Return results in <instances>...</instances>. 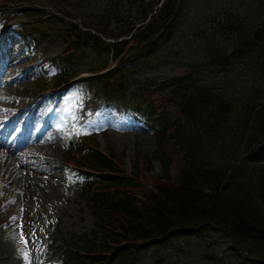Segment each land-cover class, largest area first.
I'll return each instance as SVG.
<instances>
[{
  "label": "rangeland",
  "instance_id": "rangeland-1",
  "mask_svg": "<svg viewBox=\"0 0 264 264\" xmlns=\"http://www.w3.org/2000/svg\"><path fill=\"white\" fill-rule=\"evenodd\" d=\"M21 1H29L45 7L47 11H58L64 16L71 14L82 23L86 21L91 23L97 31L101 28L99 25L101 20L98 16L106 15L104 11L107 0ZM257 3L258 0H184L177 23L161 43L157 55L153 57L147 55L143 59L137 57L127 64L128 71H132L130 72L131 77L140 81L132 83L129 91L135 89L139 83L160 82L171 76L192 73L200 80L217 83H224L229 76H232V82L237 91L234 94L247 92L252 73L245 69L246 65L241 61L234 62L227 69L221 70H195L193 66H198L197 62L211 58L212 46L217 44L210 36V31L213 29L212 22L222 14L244 16L251 22L252 28L259 27L257 10L259 4ZM119 10L117 22L121 25L138 21L139 13L132 3L126 1L121 3ZM114 22L113 18L110 23L112 27L117 25V22ZM69 24L67 18L60 20L53 18L43 24L38 22L35 24V26L46 27L50 33L49 41L53 42L50 50L42 53L35 60L50 59L62 52L64 42L61 32ZM208 38H211V41ZM43 44L48 46L46 36L37 39L36 48L38 49ZM82 48L88 49L92 46L83 45ZM105 57V53L103 57L93 55V59L84 62L77 71L84 72L87 67L96 66ZM35 77L36 80L33 81L29 78L18 79L15 82L16 88L13 89L14 94L26 96L31 88L43 85L42 76L37 69ZM233 83L232 90L234 89ZM51 84L52 82L49 81L46 87L50 88ZM16 100L10 101L14 107L21 104ZM117 103L120 104L119 101ZM95 105L96 100H91L84 105L76 112L75 121L81 122L87 112L95 108ZM111 107L101 117L106 133L99 136V147L103 150L113 148L114 156L123 161L127 171L135 165L142 170L144 180L156 182L161 174V166L160 161L153 157L157 151L154 136L144 126H140L137 121L130 118L127 114V106L121 109ZM130 124L134 125L129 126ZM57 137L62 139V135ZM167 148L176 157L181 156V152L175 146L168 145ZM62 149L63 144L56 142L50 152L52 155H49L51 156L50 162L45 164L44 171L47 176L45 183L48 185L46 190L26 194L23 191L19 193V189L11 188L10 192L0 197V264H53L61 252L59 248L63 246L62 237L83 236L95 229L94 218L85 203L78 197L76 190L72 186L62 185L59 171V165L64 158ZM17 167L15 157H9L6 161L0 160V188L6 180L7 174L4 173L15 170ZM172 168L174 169V166ZM44 194L46 196L43 197ZM21 232L28 241L26 245L21 243ZM208 239L213 242L211 247L208 246V252L212 251L221 258V264H253L242 257L231 255L230 250H227L225 243L222 242L223 240L216 234H211ZM206 240L207 238L196 237L188 241L184 239L169 241L153 254L150 253L147 257L150 259L148 262L146 259L143 264H205L206 257L202 254V245ZM25 252L28 254L27 260L24 256Z\"/></svg>",
  "mask_w": 264,
  "mask_h": 264
},
{
  "label": "trees",
  "instance_id": "trees-1",
  "mask_svg": "<svg viewBox=\"0 0 264 264\" xmlns=\"http://www.w3.org/2000/svg\"><path fill=\"white\" fill-rule=\"evenodd\" d=\"M178 1L166 0L154 19L167 21ZM236 25L234 20L227 21L221 29L229 31ZM157 27L151 22L148 29L156 31ZM118 46L113 45L115 55L120 51ZM261 49L263 59L259 60H264V42ZM168 87L171 107L186 120V127L180 134L164 140L172 142L183 155L179 159L168 158L167 166L163 159L166 181L137 200L127 191L137 185L132 176L123 173L111 159L92 156L86 190L90 197L95 191L94 185L97 186L95 201L106 212L98 214L101 242L90 243L81 250L91 252V261L98 256L94 254L97 250L113 252L110 259L115 255L117 258L109 264L122 263L147 241L188 231L193 226L221 231L238 244L241 251L263 263L264 164L243 172L238 165H210L201 155L222 146H235L236 141L241 140L264 148V106L246 113L244 99H224L207 85L175 81ZM160 127L163 134L166 126L160 124ZM174 160L179 161L180 166L172 176L170 166ZM113 218H117L115 224L111 222ZM110 225H114L115 236L110 235Z\"/></svg>",
  "mask_w": 264,
  "mask_h": 264
},
{
  "label": "bare ground",
  "instance_id": "bare-ground-1",
  "mask_svg": "<svg viewBox=\"0 0 264 264\" xmlns=\"http://www.w3.org/2000/svg\"><path fill=\"white\" fill-rule=\"evenodd\" d=\"M1 113H3L2 106H0V114ZM12 120H13L12 117H10V115L8 113H5L3 115V123L6 124L7 126L9 124H11V126H13L14 122H12ZM1 127H2V124L0 122V128ZM13 173H14V171L11 172V174H13ZM40 182H42V180H40V179H37V180H34V181L33 180L30 181L29 179L28 180L23 179L21 184H22L23 189L27 192L29 187H30L31 190L33 189V187L39 188L40 187V184H39Z\"/></svg>",
  "mask_w": 264,
  "mask_h": 264
},
{
  "label": "snow or ice",
  "instance_id": "snow-or-ice-1",
  "mask_svg": "<svg viewBox=\"0 0 264 264\" xmlns=\"http://www.w3.org/2000/svg\"><path fill=\"white\" fill-rule=\"evenodd\" d=\"M21 243L25 244V245L28 243V241H27L26 237L24 236L23 232H21ZM24 256H25V259L27 260L28 254L26 252L24 253Z\"/></svg>",
  "mask_w": 264,
  "mask_h": 264
}]
</instances>
